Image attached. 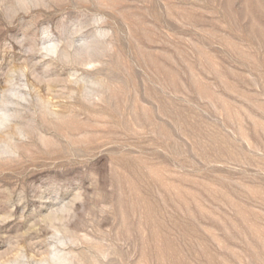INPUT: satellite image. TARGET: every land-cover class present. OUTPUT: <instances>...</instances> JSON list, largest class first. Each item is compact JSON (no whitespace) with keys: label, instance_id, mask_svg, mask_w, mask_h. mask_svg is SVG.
<instances>
[{"label":"rangeland","instance_id":"1","mask_svg":"<svg viewBox=\"0 0 264 264\" xmlns=\"http://www.w3.org/2000/svg\"><path fill=\"white\" fill-rule=\"evenodd\" d=\"M96 15L112 32L98 66L25 53L40 26L63 40ZM16 67L31 98L0 131L26 136L0 160V264L39 257L61 208L82 264H264V0H0V88Z\"/></svg>","mask_w":264,"mask_h":264},{"label":"clouds","instance_id":"2","mask_svg":"<svg viewBox=\"0 0 264 264\" xmlns=\"http://www.w3.org/2000/svg\"><path fill=\"white\" fill-rule=\"evenodd\" d=\"M36 3L29 5L38 7ZM13 8L17 15L24 11L23 7L14 5ZM107 18L103 15L91 17L86 23L75 22L63 38L53 39L50 25H42L38 28V42L35 45V51L32 46L25 48L27 55H38L44 59H53L62 62L66 67H72L74 63L86 59L87 65H79L91 69L99 65V60L94 56H104L112 51L110 38L112 32L104 27ZM92 30L93 35L84 37L83 34ZM24 40V37L20 38ZM96 41L105 42L103 47H95ZM24 46V44H20ZM7 77L3 80V88H0V131L7 132L14 125V121L20 119V113L10 112L7 109L12 107L21 110L24 104H27L31 98V88L28 83V68L16 67L6 70ZM47 79V78H45ZM67 83L73 88H80L82 99L85 102H99L103 98V83L92 79L85 80L79 71H71L67 76ZM76 95L75 91L69 92V98ZM42 111L49 115H55L51 102L47 100L40 101ZM15 136L8 135L3 141H0V160L11 161L18 157V148L16 137L19 140L26 139L23 130L16 126ZM71 222V213L63 208L55 210L43 219L41 223L47 229L46 237L47 247L39 257L30 255L25 247H12L10 254L4 261V264H82L78 254L70 249L79 246L81 239L75 236L69 229ZM106 259V257H104Z\"/></svg>","mask_w":264,"mask_h":264}]
</instances>
